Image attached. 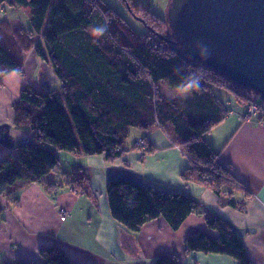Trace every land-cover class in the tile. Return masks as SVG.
<instances>
[{"label":"trees","instance_id":"trees-1","mask_svg":"<svg viewBox=\"0 0 264 264\" xmlns=\"http://www.w3.org/2000/svg\"><path fill=\"white\" fill-rule=\"evenodd\" d=\"M122 1L145 33L138 34L103 0H0L1 16L5 7L23 9L29 21L26 31L11 34V47L5 42L10 35L0 28V80L22 74L21 53L28 50L55 77L43 91L24 87L13 104L14 128L31 137L14 154L0 158V219L5 210L17 206L23 186L38 183L47 193L62 186L44 180L59 164L60 152L103 155L113 162L130 149H141L135 141L125 149L130 131L136 130L145 146L142 155L149 154L155 150L147 135L155 128L188 159L190 165L181 174L184 182L228 197L227 204L235 206L231 196L240 184L220 165L204 136L230 111L245 112L249 104L264 107V102L256 100L252 90L189 58L164 36L163 19L140 3ZM162 81L186 97H164L158 88ZM193 81L198 87L189 88ZM221 90L232 97L235 109L216 94ZM6 132L1 128L0 138ZM72 185L79 194L89 195L88 178L78 176ZM106 199L111 217L135 233L157 218L177 230L198 207L185 194L116 179L107 181ZM205 223L215 235L198 232L185 238V254H218L236 264H252L236 227L218 216L206 217ZM39 255L38 264H72L55 246L40 249ZM153 264L179 263L158 257Z\"/></svg>","mask_w":264,"mask_h":264},{"label":"crops","instance_id":"crops-1","mask_svg":"<svg viewBox=\"0 0 264 264\" xmlns=\"http://www.w3.org/2000/svg\"><path fill=\"white\" fill-rule=\"evenodd\" d=\"M171 2L165 1L167 8ZM11 22L6 21L10 27ZM21 62V75L13 73L0 80V125L9 126L12 139L11 147L0 143V158L8 152L14 154L31 137L13 126L12 107L20 91L26 86L43 91L54 83L51 71L41 70L43 63L34 51L22 52ZM216 94L233 107L234 101L227 94ZM204 137L217 152L220 165L240 184L231 196L235 206L227 204L228 197L220 198L202 185L184 182L181 174L190 165L188 159L161 129L155 128L147 135L155 150L149 154L142 155L145 146L140 145L141 135L134 139L141 149H130L113 162L103 155L60 152L59 164L44 180L62 186L47 193L41 184H27L19 193L17 206L4 211L0 219V264H38L40 249L50 246L62 250L72 264H153L158 257L176 258L179 264H236L224 255L184 253L185 238L198 232L215 235L205 223V218L212 216L245 230L241 239L248 257L252 264H264V127L241 123L236 115L226 114ZM123 169L139 176L143 185L189 196L198 207L177 230L157 218L136 233L129 231L111 217L106 199L108 172ZM78 176L88 178L89 195L72 192ZM61 210L68 212L63 221Z\"/></svg>","mask_w":264,"mask_h":264},{"label":"water","instance_id":"water-1","mask_svg":"<svg viewBox=\"0 0 264 264\" xmlns=\"http://www.w3.org/2000/svg\"><path fill=\"white\" fill-rule=\"evenodd\" d=\"M172 41L196 62L255 92L264 102V0H172L168 9ZM7 132L0 143L11 147ZM26 142V141H25ZM108 179L142 186L128 170ZM241 236L245 230L236 229Z\"/></svg>","mask_w":264,"mask_h":264},{"label":"rangeland","instance_id":"rangeland-1","mask_svg":"<svg viewBox=\"0 0 264 264\" xmlns=\"http://www.w3.org/2000/svg\"><path fill=\"white\" fill-rule=\"evenodd\" d=\"M108 6H110L112 9H114L116 12H118L120 15H122L128 22L129 24L133 27V29L138 33V34H143L145 33V28L144 26L138 22L137 20H135L127 11L124 3L122 0H103ZM134 4H137V3H140L141 5H143L144 8H146L150 13L158 16L159 18L163 19L165 22H166V31L164 33V36L168 39H172V31H171V28L169 26V22H168V9L167 8V5H165V1L166 0H131ZM5 10V13L4 15H6V18L5 19H0V28L7 32V35L10 37H8L6 39V44L8 47H11L10 46V43L11 41L13 42V38L11 37V34H17V33H20L19 30L20 29H23V30H27L29 28V21H28V16H27V13H25V11H23V9H17V8H8V7H5L4 8ZM2 11V10H1ZM8 19L11 21L12 19V22H11V27L13 28H10L6 21H8ZM5 20V21H3ZM5 22V23H4ZM24 32V31H23ZM0 33H1V30H0ZM1 37V36H0ZM21 38V37H20ZM26 38V37H25ZM23 39V38H22ZM23 42V40H22ZM22 45V44H21ZM28 48V47H27ZM30 49V48H28ZM29 51L31 50H28V53ZM32 53V52H31ZM40 66L42 67L41 70L45 71L48 70L47 72L49 73L50 70L48 68V66H44L43 64L40 63ZM46 72V71H45ZM52 77V80L54 78V82H55V77L53 76V74L51 75ZM158 88L161 92V94L166 97V98H178V97H181L183 92L178 90V89H174V88H171L169 85H167V83L165 82H160L158 84ZM221 92L229 95L228 93H226L225 91L221 90ZM256 100H260L259 96L256 94L253 96ZM232 98V97H231ZM232 100V99H231ZM250 105V104H249ZM248 105V106H249ZM233 107H236V105L234 104ZM250 107V106H249ZM248 107V108H249ZM258 107V110H256V113H258V111L260 112V115L263 117L264 116V107H262L261 105H257L256 108ZM248 108H245V111L248 109ZM234 112V113H233ZM248 114H245L243 117L242 115L240 117H242V119L240 120L238 118V120L241 122V123H250L249 120H253L255 119V117H251L249 119V116L252 115L250 114V109L247 110ZM241 113V111L238 109L236 111H232L231 114L229 115H239ZM256 116L259 118V121H263L264 119H261V117L256 114ZM260 125V124H259ZM262 126V125H260ZM263 127V126H262ZM130 135H129V138H128V141L126 142L125 144V149H129V146L133 143L134 139L137 138L139 136V133H136L137 131L136 130H132L130 131ZM140 145H144L143 142L140 143ZM66 153V152H65ZM191 183V182H190ZM72 192L76 193V194H79L74 188H72ZM66 213V214H65ZM60 215H68V212L65 211V210H61L60 212Z\"/></svg>","mask_w":264,"mask_h":264},{"label":"built area","instance_id":"built-area-1","mask_svg":"<svg viewBox=\"0 0 264 264\" xmlns=\"http://www.w3.org/2000/svg\"><path fill=\"white\" fill-rule=\"evenodd\" d=\"M0 12H1V10H0ZM250 106V107H249ZM247 108L248 109H250V114H252V115H250L249 116V119L251 118V117H255V119H253V120H249V122L250 123H257V124H260V125H262L263 127H264V120L263 121H259V118L256 116V114H258L260 117H261V119H264V116L262 117L261 115H260V112L258 111V113H256V110H258V107L256 108V106H257V104H250ZM247 109V110H248ZM247 110L245 111V112H241L238 116H237V118H239L240 120L242 119V117L245 115V114H248V112H247ZM232 113V111H230V113L229 114H231ZM234 113V112H233ZM242 115V117H240ZM245 117V116H244ZM243 117V118H244ZM66 214V213H65ZM66 217H67V215H62L61 217H60V219L63 221V220H65L66 219Z\"/></svg>","mask_w":264,"mask_h":264},{"label":"clouds","instance_id":"clouds-1","mask_svg":"<svg viewBox=\"0 0 264 264\" xmlns=\"http://www.w3.org/2000/svg\"><path fill=\"white\" fill-rule=\"evenodd\" d=\"M96 31L99 33V32H102L103 29H97ZM188 87L189 88H196V87H198V84L195 81H193V82L189 83Z\"/></svg>","mask_w":264,"mask_h":264}]
</instances>
